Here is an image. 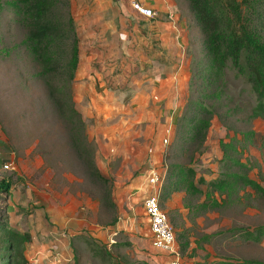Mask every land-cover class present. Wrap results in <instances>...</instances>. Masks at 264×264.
I'll return each mask as SVG.
<instances>
[{
    "label": "rangeland",
    "instance_id": "obj_1",
    "mask_svg": "<svg viewBox=\"0 0 264 264\" xmlns=\"http://www.w3.org/2000/svg\"><path fill=\"white\" fill-rule=\"evenodd\" d=\"M0 2H5L0 8V182L12 185L9 193L0 192V224L30 236L20 247L24 264H168L171 256L152 247L143 211V200L151 191L147 174L142 177L148 192L144 193L145 186L130 204L119 199L113 177L104 176V182L90 175L86 146L80 139L72 140V133L79 137L72 113L56 101L64 96L51 93L63 81L39 77L42 67L24 46L26 30L7 0ZM174 18L180 19L177 27L181 38H186L181 42L180 63L186 66L181 79H186L187 90L175 113L167 101L160 102L158 114L164 127L163 132L156 129L152 143L159 146L158 167H191L207 182L224 172L245 173L264 187V118L254 115L256 93L231 66L220 76L212 74L206 37L193 14ZM95 58L82 49L78 73L84 79L72 85L74 103L82 83L94 82ZM197 104H204L208 112H198ZM191 120L195 122L189 125ZM198 121L209 126L194 138L189 132ZM141 125L146 128L148 123ZM86 136L97 165L87 128ZM222 142L235 146L225 159ZM235 158L247 168L231 161ZM163 187L160 205L175 230L182 264L264 263V238L259 243L246 241L234 231L264 226V197L247 187L232 198L212 195L217 206L206 202V207L197 208L205 196L179 191L184 193L185 211L179 214L170 211L168 199L161 197ZM201 188L205 191L207 186ZM187 205L194 208L192 215ZM1 232L0 241L5 238ZM91 240L106 245L112 260L95 256Z\"/></svg>",
    "mask_w": 264,
    "mask_h": 264
},
{
    "label": "trees",
    "instance_id": "obj_2",
    "mask_svg": "<svg viewBox=\"0 0 264 264\" xmlns=\"http://www.w3.org/2000/svg\"><path fill=\"white\" fill-rule=\"evenodd\" d=\"M189 2L206 37L205 47L211 58L212 74L220 76L231 66L238 77H245L257 96L254 115L264 118V0ZM4 6L5 2H0V8H5ZM7 6L27 32L24 46L42 67L39 77H58L63 81L62 87L51 88V93L53 97L55 92L64 96L62 101H56L67 105L75 120L79 137L72 133V140L80 139L86 146L85 153L90 155L86 162L90 175L105 182L94 160L92 147L87 141L86 122L73 98L72 85L79 69L81 51L83 49L87 56L96 57L91 64L92 69L103 76L105 88L121 92L140 81L143 73L154 62L164 67L165 74L173 71L176 64L175 50L173 44L167 41L173 36L165 32L162 22L156 19L146 20L137 12L128 17V20L136 23L139 28L137 32L130 34L116 23L115 12L121 9V4L110 0H75L74 4L73 0H7ZM197 105L198 112H208L204 104ZM193 122L195 121H189V125ZM208 126V123L198 121L189 133L193 132L196 138L201 135L200 131L206 130ZM74 144L80 153L78 142ZM221 146L224 159L228 156V149L235 147L223 142ZM231 161L239 167L247 168L239 159ZM203 185L207 186L205 191L201 188ZM11 187L10 182H0L1 193H9ZM247 187L264 197V187L245 173L224 172L216 180L207 182L198 176L195 169L175 164L167 168L161 197L167 200L176 192L186 191L191 196H205V202L197 208L206 207L207 203L217 206L218 199L215 196L213 199L212 195L219 194L220 199L223 196L232 198ZM186 208L192 215L194 208L190 205ZM0 231L5 234L4 240L0 241V264H24L26 260L20 247L29 241L30 236L19 235L4 225L1 228V224ZM234 231L246 241L259 243L264 238V226ZM90 244L95 256L101 255L112 260L113 255L106 245L97 240H91ZM217 264L264 263L253 260H222Z\"/></svg>",
    "mask_w": 264,
    "mask_h": 264
},
{
    "label": "crops",
    "instance_id": "obj_3",
    "mask_svg": "<svg viewBox=\"0 0 264 264\" xmlns=\"http://www.w3.org/2000/svg\"><path fill=\"white\" fill-rule=\"evenodd\" d=\"M110 1L121 4V9L115 12L116 23L130 34L139 29L136 23L128 20L130 14L136 13L131 3L138 1L154 10L157 14L154 19L162 22L165 32L173 36L167 41L173 44L176 56V64L170 74H165L164 67L154 62L143 73V78L125 91L114 92L106 89L104 78L98 72L94 73L92 84L87 86L86 82H83L82 89L77 91L76 107L87 124L88 136L93 140L97 166L103 176L114 178L115 186L118 185L119 188L116 192L120 196L119 199L122 198L130 204L132 198L138 195L139 191L143 192L147 185L142 176L161 159L159 146L152 144L156 129L163 132L164 127L161 126L158 114L160 102L167 101L175 113L179 97L187 90L186 79H181L186 66L185 63H180L181 42L186 38H181L180 28L177 27L180 19H175L174 15L194 13L189 0ZM78 71L75 81L84 79ZM143 122L148 123L146 128L141 125ZM147 192L146 186L144 193ZM183 195V192H176L168 199L170 211L179 214L185 212L182 205ZM151 244L154 248L153 241Z\"/></svg>",
    "mask_w": 264,
    "mask_h": 264
},
{
    "label": "built area",
    "instance_id": "obj_4",
    "mask_svg": "<svg viewBox=\"0 0 264 264\" xmlns=\"http://www.w3.org/2000/svg\"><path fill=\"white\" fill-rule=\"evenodd\" d=\"M132 9L146 19H154L157 14L154 10L145 7L138 1L131 3ZM168 143V139L164 141ZM167 168H159L154 165L147 171V183L150 186V194L143 201V211L152 235L153 246L159 251L171 256L168 264H182L178 253L177 241L174 229L167 213L161 208L160 194L166 178Z\"/></svg>",
    "mask_w": 264,
    "mask_h": 264
}]
</instances>
